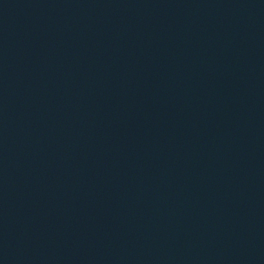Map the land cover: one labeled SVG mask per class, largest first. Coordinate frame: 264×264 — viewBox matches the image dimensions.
Instances as JSON below:
<instances>
[{
    "label": "water",
    "instance_id": "obj_1",
    "mask_svg": "<svg viewBox=\"0 0 264 264\" xmlns=\"http://www.w3.org/2000/svg\"><path fill=\"white\" fill-rule=\"evenodd\" d=\"M0 264H264V0H0Z\"/></svg>",
    "mask_w": 264,
    "mask_h": 264
}]
</instances>
